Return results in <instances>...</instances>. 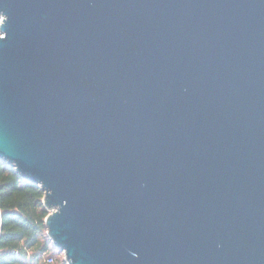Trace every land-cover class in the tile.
Instances as JSON below:
<instances>
[{
	"label": "water",
	"instance_id": "95a60500",
	"mask_svg": "<svg viewBox=\"0 0 264 264\" xmlns=\"http://www.w3.org/2000/svg\"><path fill=\"white\" fill-rule=\"evenodd\" d=\"M0 160L67 264H264V0H0Z\"/></svg>",
	"mask_w": 264,
	"mask_h": 264
},
{
	"label": "trees",
	"instance_id": "16d2710c",
	"mask_svg": "<svg viewBox=\"0 0 264 264\" xmlns=\"http://www.w3.org/2000/svg\"><path fill=\"white\" fill-rule=\"evenodd\" d=\"M43 198L39 185L23 179L0 160V264H67L56 258L52 263L46 262V257L59 250L47 234L45 219L49 210Z\"/></svg>",
	"mask_w": 264,
	"mask_h": 264
},
{
	"label": "built area",
	"instance_id": "2783aa9c",
	"mask_svg": "<svg viewBox=\"0 0 264 264\" xmlns=\"http://www.w3.org/2000/svg\"><path fill=\"white\" fill-rule=\"evenodd\" d=\"M61 255L63 256V259L65 260V262L67 263L66 259H65V255L63 252H61ZM55 257L54 256H49V257H46V262L47 263H52L54 261Z\"/></svg>",
	"mask_w": 264,
	"mask_h": 264
},
{
	"label": "rangeland",
	"instance_id": "374dc122",
	"mask_svg": "<svg viewBox=\"0 0 264 264\" xmlns=\"http://www.w3.org/2000/svg\"><path fill=\"white\" fill-rule=\"evenodd\" d=\"M49 212H50V210H49ZM54 256H55V258H56V260H57L58 262H60V261L63 259V256H62L61 253L58 252V251H56V252L54 253Z\"/></svg>",
	"mask_w": 264,
	"mask_h": 264
}]
</instances>
